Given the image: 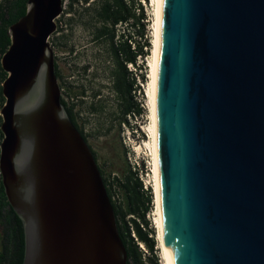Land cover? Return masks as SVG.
<instances>
[{
    "label": "water",
    "instance_id": "1",
    "mask_svg": "<svg viewBox=\"0 0 264 264\" xmlns=\"http://www.w3.org/2000/svg\"><path fill=\"white\" fill-rule=\"evenodd\" d=\"M66 0L9 27L0 175L23 264H127L96 156L62 103ZM155 135L170 264H264V0H159Z\"/></svg>",
    "mask_w": 264,
    "mask_h": 264
},
{
    "label": "rangeland",
    "instance_id": "2",
    "mask_svg": "<svg viewBox=\"0 0 264 264\" xmlns=\"http://www.w3.org/2000/svg\"><path fill=\"white\" fill-rule=\"evenodd\" d=\"M150 1L125 0L128 9L136 17H140L142 8L145 16L139 25H144V30L136 26L137 22L133 17L127 25H118L115 28L117 44L122 40L132 41L131 46L134 49L137 43H140L144 51L148 52L138 57L137 66L128 65V69L133 73L132 77L137 79L142 89V93L139 90L133 92L134 101L143 109L142 117L130 116L126 120L123 119L120 100L112 91L111 74L114 62L110 53L109 38L95 37L103 27L99 17L103 0H94L88 5L75 4L72 10L69 0H66L65 14L61 19L63 28L51 38L55 60L63 76V79L59 80L62 97L76 105V111L79 113L78 123L96 155L100 170L104 172L106 179L113 183V195L116 200L121 197V192L114 178L121 177L127 169L142 170L139 172L140 179L146 178L149 172L148 180H152L148 165L145 163L146 170L142 166L143 160H149L143 153L138 152L139 146L145 145L148 139L146 127L150 123L149 97L146 91L150 81L149 61L154 40V6ZM121 35L125 37L119 38ZM146 43L150 45L148 48ZM141 74H144L145 81L139 78ZM138 165H141L140 169ZM149 188L153 200L147 219L149 228L154 230L156 253L152 254L144 244L140 245V249L144 254V264H155V260L158 264H163L154 222L156 206L153 188Z\"/></svg>",
    "mask_w": 264,
    "mask_h": 264
},
{
    "label": "trees",
    "instance_id": "3",
    "mask_svg": "<svg viewBox=\"0 0 264 264\" xmlns=\"http://www.w3.org/2000/svg\"><path fill=\"white\" fill-rule=\"evenodd\" d=\"M27 1L0 0V111L5 103L2 84L7 77L1 65V59L11 42L8 29L26 14ZM92 1L94 0H69V7L72 10L75 4L88 5ZM99 10L103 27L96 33L95 37L96 39L105 36L109 38L110 53L114 62V70L111 74L112 91L120 100L123 119L126 120L130 116L142 117L143 109L139 103L134 101L133 96V92L139 90L142 93V89L138 85L137 79L132 77L133 73L128 69V65L137 66L138 57H142L148 52L144 51L140 43H137V47L135 46L134 49L131 46L132 41L122 40L120 44H117L115 41V28L118 25H127L133 17L136 19V26L142 27L144 30V25H139L140 21L144 19V12L141 8L140 17H136L128 9L125 0H103ZM124 37L125 35L119 36L121 39ZM146 44V48H148L150 45L149 43ZM55 67L58 79L62 80V71L57 62ZM139 78L142 81L146 80L144 74L139 75ZM62 103L72 122L87 141L78 123L79 113L76 111V105L64 97H62ZM1 124L2 118L0 117V127ZM2 139L3 134L0 130V144ZM101 172L115 211L119 233L127 250V264H144V254L140 249V245L144 244L152 254L156 253L154 230L149 228L150 223L147 219L153 200L152 191L150 188L148 191L144 190V184L139 175L141 170L137 171L135 168H129L121 177L114 178L121 192V197L116 200L113 195V183L106 179L103 171ZM24 253L23 224L8 203L0 175V264H23ZM155 264H158L157 260H155Z\"/></svg>",
    "mask_w": 264,
    "mask_h": 264
},
{
    "label": "bare ground",
    "instance_id": "4",
    "mask_svg": "<svg viewBox=\"0 0 264 264\" xmlns=\"http://www.w3.org/2000/svg\"><path fill=\"white\" fill-rule=\"evenodd\" d=\"M154 6V40L152 48V56L149 61L150 66V81L147 86L148 108H149V120L150 123L147 124L146 131L148 132V139L143 146H139L138 152H141L148 158L149 166L152 173V180L149 179V184L153 187V194L155 200V219L157 230V240L159 243L160 253L163 259V264H170L168 257V250L166 244L165 235V224L163 217V203L160 197L159 191V172H158V160H157V142L155 135V114H156V102H155V92H156V66H157V53H158V27H159V0L150 1Z\"/></svg>",
    "mask_w": 264,
    "mask_h": 264
},
{
    "label": "built area",
    "instance_id": "5",
    "mask_svg": "<svg viewBox=\"0 0 264 264\" xmlns=\"http://www.w3.org/2000/svg\"><path fill=\"white\" fill-rule=\"evenodd\" d=\"M64 14H65V12L57 19V32L56 33H59L58 31L63 28V23H62L61 19H62V17H63ZM148 162H147V160L146 161L145 160L142 161V166L145 167L144 168L145 170H146V166L147 165L149 167V170L151 169L150 166H149V164H148ZM145 163H146V166H145ZM138 166H139L138 168L140 169V166L141 165H138ZM141 172H142V170H141ZM148 178H149V172L146 174V178L143 179V177H141V180L144 183L145 190H148L149 189V186L151 188H153L152 185L148 183L149 182Z\"/></svg>",
    "mask_w": 264,
    "mask_h": 264
}]
</instances>
